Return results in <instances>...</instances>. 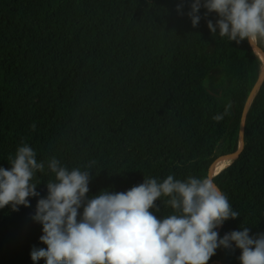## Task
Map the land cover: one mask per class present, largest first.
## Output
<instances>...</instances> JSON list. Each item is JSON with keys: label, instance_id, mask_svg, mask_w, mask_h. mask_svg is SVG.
<instances>
[{"label": "trees", "instance_id": "trees-1", "mask_svg": "<svg viewBox=\"0 0 264 264\" xmlns=\"http://www.w3.org/2000/svg\"><path fill=\"white\" fill-rule=\"evenodd\" d=\"M192 2L0 0V168L10 170L22 144L45 162L29 207L0 209V264H33L31 250L46 248L32 217L55 180L51 158L90 171L88 197L126 192L144 178L208 177L238 151L241 127V153L212 177L239 216L215 231L264 234V80L246 106L263 53L210 33L219 17L203 7L193 28ZM167 199L150 209L158 219L174 213ZM240 255L218 248L207 264H240Z\"/></svg>", "mask_w": 264, "mask_h": 264}, {"label": "clouds", "instance_id": "clouds-1", "mask_svg": "<svg viewBox=\"0 0 264 264\" xmlns=\"http://www.w3.org/2000/svg\"><path fill=\"white\" fill-rule=\"evenodd\" d=\"M201 7L205 15L219 17L215 25L207 22L210 33L218 29L220 37L237 44L264 40V0H193L187 13L193 28ZM9 159L10 170L0 168V209L11 205L17 211L20 205L29 207V197L39 196L31 181L45 162H37L27 144ZM47 168L55 180L46 183L47 197L37 201L32 217L42 225L40 242L46 248L31 250L33 264L41 259L45 264H207L218 248L233 246L241 251L240 264H264V234L250 236L244 227L218 238L215 229L239 213L211 177L144 178L126 192L103 190L88 197L90 171H69L56 158L47 161ZM161 197L168 198L174 213L158 219L150 209L159 212Z\"/></svg>", "mask_w": 264, "mask_h": 264}, {"label": "water", "instance_id": "water-1", "mask_svg": "<svg viewBox=\"0 0 264 264\" xmlns=\"http://www.w3.org/2000/svg\"><path fill=\"white\" fill-rule=\"evenodd\" d=\"M255 43V45L260 49V51H262V53H263V63H264V50L262 49V47H260V45H258L256 42H254ZM264 80V65H263V68H262V70H261V72H260V75H259V78H258V80H257V82H256V84H255V86H254V88H253V90H252V92H251V94H250V96H249V98H248V102H247V107H248V105H249V103L251 102V100H252V98L254 97V95H255V93H256V91L258 90V88H259V86H260V84L262 83V81ZM210 93V92H209ZM212 94V93H211ZM213 95V94H212ZM247 107H246V109H245V111L247 110ZM243 138H244V132H243V127H241V129H240V139H241V143H240V146H239V149H238V151L237 152H235V153H231V154H228V155H225V156H229L231 159H235V158H237L238 156H239V154L241 153V151H242V149H243V145H244V140H243ZM225 156H223V157H225ZM223 157H221V158H223ZM221 158H219V159H221ZM218 159V160H219ZM218 160H216L211 166H210V169H209V173H208V177H211L212 178V176H211V170H212V166L218 161ZM220 172V171H219ZM218 172V173H219ZM217 173V174H218ZM216 174V175H217ZM215 176V175H214ZM220 229V227L218 228V230Z\"/></svg>", "mask_w": 264, "mask_h": 264}, {"label": "rangeland", "instance_id": "rangeland-1", "mask_svg": "<svg viewBox=\"0 0 264 264\" xmlns=\"http://www.w3.org/2000/svg\"><path fill=\"white\" fill-rule=\"evenodd\" d=\"M252 46H254L253 44H252ZM210 77L211 76H209L208 78H207V80H206V82H207V84L209 83V81H210ZM220 78H221V76L219 75V73H215L214 75H213V84L212 85H215L219 80H220ZM216 92H218V90L216 91ZM221 93H225V90H222L221 91ZM225 157H227V156H225ZM224 158V157H223ZM222 159V158H221ZM221 159H219V160H221ZM231 158L230 157H228V159H227V161L224 163V167L227 165V164H229V160H230ZM218 160V161H219ZM217 161V162H218ZM212 177H214V176H212Z\"/></svg>", "mask_w": 264, "mask_h": 264}, {"label": "bare ground", "instance_id": "bare-ground-1", "mask_svg": "<svg viewBox=\"0 0 264 264\" xmlns=\"http://www.w3.org/2000/svg\"><path fill=\"white\" fill-rule=\"evenodd\" d=\"M254 46L253 47H255L256 49H257V47H256V45H255V43H252ZM258 50V49H257ZM261 58L263 59V57H262V55H261ZM229 157V156H228ZM228 157H224V158H222L221 160H223V159H227ZM220 161V160H219ZM217 163V162H216ZM215 163V164H216ZM214 164V165H215ZM214 165L212 166V170H211V176H214V175H216L219 171H221L223 168H224V163H222V164H220V165H218V166H215L214 167Z\"/></svg>", "mask_w": 264, "mask_h": 264}]
</instances>
